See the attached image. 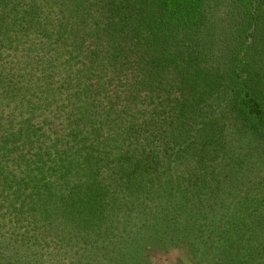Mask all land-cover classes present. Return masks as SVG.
<instances>
[{
  "label": "trees",
  "instance_id": "obj_1",
  "mask_svg": "<svg viewBox=\"0 0 264 264\" xmlns=\"http://www.w3.org/2000/svg\"><path fill=\"white\" fill-rule=\"evenodd\" d=\"M264 264V0H0V264Z\"/></svg>",
  "mask_w": 264,
  "mask_h": 264
},
{
  "label": "rangeland",
  "instance_id": "obj_2",
  "mask_svg": "<svg viewBox=\"0 0 264 264\" xmlns=\"http://www.w3.org/2000/svg\"><path fill=\"white\" fill-rule=\"evenodd\" d=\"M153 264H171V262L165 263V262H162L161 260H159L157 257H154L153 258Z\"/></svg>",
  "mask_w": 264,
  "mask_h": 264
}]
</instances>
